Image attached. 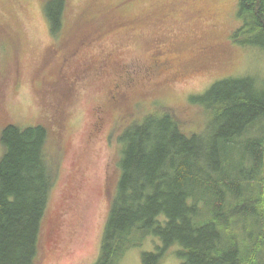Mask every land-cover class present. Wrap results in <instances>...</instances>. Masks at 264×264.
<instances>
[{"label": "rangeland", "instance_id": "1", "mask_svg": "<svg viewBox=\"0 0 264 264\" xmlns=\"http://www.w3.org/2000/svg\"><path fill=\"white\" fill-rule=\"evenodd\" d=\"M49 1L0 0V130L7 122L45 123L60 136L38 264H94L116 169V140L109 134L117 118L179 103L183 116L195 114L191 98L216 80H264V48L230 43L241 24L239 0H69L61 34L54 36L45 15ZM162 56L173 64L148 73ZM121 73L114 102L111 82ZM100 105L105 117L91 137ZM185 125L195 130V118ZM161 244L147 235L118 264H142L143 252ZM178 249L169 247L159 264H179Z\"/></svg>", "mask_w": 264, "mask_h": 264}, {"label": "trees", "instance_id": "2", "mask_svg": "<svg viewBox=\"0 0 264 264\" xmlns=\"http://www.w3.org/2000/svg\"><path fill=\"white\" fill-rule=\"evenodd\" d=\"M68 1L45 6L53 36L61 34ZM237 16L230 43L264 48V0H239ZM171 60L156 57L148 73L156 76ZM116 77L114 102L124 80ZM191 102L199 110L187 116L179 103L117 118L109 134L116 169L94 264H118L147 235L162 244L144 251L142 264H159L175 244L179 264H264V80L221 78ZM104 117L100 105L93 132ZM190 117L195 130L186 128ZM60 144L45 123L7 122L0 130V264H38Z\"/></svg>", "mask_w": 264, "mask_h": 264}, {"label": "flooded vegetation", "instance_id": "3", "mask_svg": "<svg viewBox=\"0 0 264 264\" xmlns=\"http://www.w3.org/2000/svg\"><path fill=\"white\" fill-rule=\"evenodd\" d=\"M195 11H197V10H195ZM196 14H197V15H201L202 17H204V15H205L204 12L201 11V10H198ZM208 16H209V15H208ZM206 18H207V17H206ZM206 18H205V19H206ZM95 132H96V129H95ZM95 132L92 131L91 134H90V136H91V137H94V136L96 135ZM62 152H63V151H62ZM61 154H62V153H61Z\"/></svg>", "mask_w": 264, "mask_h": 264}]
</instances>
